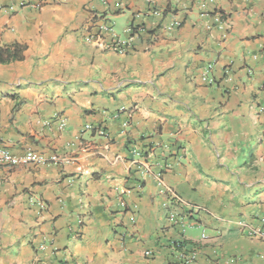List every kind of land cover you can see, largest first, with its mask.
I'll return each instance as SVG.
<instances>
[{"label":"crops","instance_id":"0c3cea01","mask_svg":"<svg viewBox=\"0 0 264 264\" xmlns=\"http://www.w3.org/2000/svg\"><path fill=\"white\" fill-rule=\"evenodd\" d=\"M35 4L0 0V43L25 46L0 64V148L64 161L0 169V264H178L180 240L194 264H264V0Z\"/></svg>","mask_w":264,"mask_h":264},{"label":"built area","instance_id":"2783aa9c","mask_svg":"<svg viewBox=\"0 0 264 264\" xmlns=\"http://www.w3.org/2000/svg\"><path fill=\"white\" fill-rule=\"evenodd\" d=\"M45 0H36L35 7L40 8ZM99 25V33H108L112 31L111 26L106 23L105 21H100ZM179 25V22L174 20L171 23V27H177ZM128 32L132 37L138 36L143 32V29L132 25L129 27ZM97 46H99L103 50H108L114 53L118 54H125L128 51L129 44L125 41H121L117 38L115 35H111L110 39L108 41H105L102 37L96 36L94 39ZM211 67L208 66V70ZM55 120L58 123V127L60 129L64 128L65 126V120L61 117H55ZM50 122H45L44 125L48 126ZM84 133H90L95 134L101 137H107V133L98 126L93 125H85L81 131L80 135H83ZM137 157H139L138 166L142 170L143 174H148L152 172V166L148 164L144 157H142V154L138 153ZM63 159L59 158L57 155H52L49 158H44L42 155L34 153L32 151H28L24 153L22 156H14L9 151H7L4 148H0V169L2 168H9L14 167L18 165H54L59 166L63 164ZM167 169V167H161L159 170H157L154 174L156 177V180L160 186H162V174ZM88 174L87 172H85ZM163 194L166 196V201L162 204V211L165 214V218L167 223H169L171 226L179 227L182 230V233L184 232L185 226H187L186 216L183 212V206L185 205L183 201L176 196V194L171 191L170 189L163 188ZM28 203L31 206H34L38 209L39 212L46 211L47 205L44 203V201L36 196V195H30L28 198ZM79 236V232L76 234V237ZM255 236H258L259 238H264V234L261 232H257ZM207 237L202 234L201 239H206ZM45 244L42 243L40 245V248H43ZM186 245L183 240L175 241L171 244V250L173 252V255L175 257V260L178 262V264H194V258L191 252H188L186 250ZM65 263L68 264L67 261ZM70 263V262H69ZM70 264H78L76 262H71Z\"/></svg>","mask_w":264,"mask_h":264},{"label":"trees","instance_id":"16d2710c","mask_svg":"<svg viewBox=\"0 0 264 264\" xmlns=\"http://www.w3.org/2000/svg\"><path fill=\"white\" fill-rule=\"evenodd\" d=\"M24 51V45L14 43L9 46H4L0 43V64L5 65L16 61H22Z\"/></svg>","mask_w":264,"mask_h":264}]
</instances>
